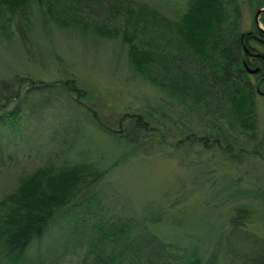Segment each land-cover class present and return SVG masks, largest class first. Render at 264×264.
<instances>
[{
	"label": "rangeland",
	"instance_id": "rangeland-1",
	"mask_svg": "<svg viewBox=\"0 0 264 264\" xmlns=\"http://www.w3.org/2000/svg\"><path fill=\"white\" fill-rule=\"evenodd\" d=\"M54 1L45 8L31 0L17 13L0 7V103L4 88L22 82L20 96L7 104L23 112L19 132L7 142L13 157L6 150L0 167V196L22 173L47 164L59 169L86 163L104 173L81 189L77 198L86 200L80 206L64 215L57 209L26 258L42 254L40 264H96L92 236L129 221L172 242L177 264H264V83L259 92L250 89L251 99L220 94L224 102L204 88L222 82L214 78L221 65L217 74L199 73L195 52L172 35L166 20L187 0H47ZM263 1L234 0L233 15L218 25H234L240 37L264 33V9L259 25L255 21ZM130 41L144 49L154 45L162 61L144 52L128 60ZM231 78L225 84L240 94L244 79ZM55 80L65 83L53 86ZM66 80L84 90L79 101ZM132 110H158L195 135L221 130L235 138L233 149H206L190 137L177 145L179 135L166 138L153 129L130 144L96 124Z\"/></svg>",
	"mask_w": 264,
	"mask_h": 264
},
{
	"label": "trees",
	"instance_id": "trees-1",
	"mask_svg": "<svg viewBox=\"0 0 264 264\" xmlns=\"http://www.w3.org/2000/svg\"><path fill=\"white\" fill-rule=\"evenodd\" d=\"M30 1L0 0V7L7 12L17 13L18 10H25ZM40 1L41 5H45V8L53 7L56 4V1ZM43 1H46V3H42ZM187 1L185 9H182L175 18L166 17V20L174 29L171 32L172 35H175V38L180 37L184 46L189 49L191 47L195 52V65L199 67L197 70L199 73L207 74L210 70L217 74V67L221 65L218 72L220 76L215 75L214 78L217 77L219 78L217 80L221 79L222 82H216L214 85L213 83L211 85L205 84L204 88L222 102L226 100L225 95L229 92L235 97L240 95L246 100L251 99L252 94L246 84L242 86V90L238 94L239 92L235 91L237 89L231 88L224 82L231 77L232 80L234 79L233 81L238 82L241 78L244 80L248 78L244 74L245 72L241 70L242 65L237 59L239 54L238 37L240 34L235 35V29L231 28L234 25L226 29L221 27L223 25H218L221 21H225L226 17L233 15L235 11L233 10L234 0ZM227 36L228 38L225 39ZM244 37L247 39L251 36L247 32ZM136 45L137 43L129 42L128 60H134L136 52L138 54L144 52L146 57H152L151 59H155V61H162L154 52V45L147 49L142 48V44L139 47ZM149 51L151 52L150 55ZM174 53L175 50L172 46L171 56L173 58ZM231 72L233 74H230ZM64 81L55 80L52 85H59V83L63 85ZM19 83L17 82V85L13 88L8 86L4 88L6 93L3 94L5 96L3 98L5 101L3 100L0 103V167L5 163L6 150L11 151L7 153V156L13 157V151L8 148L7 142L11 141L19 132L15 129L20 128L19 121L23 117L21 107H18V111H15L10 109L15 105L10 106L7 104V100H14V98L20 96L22 82ZM33 86L37 89L44 87L37 84H33ZM66 89L75 96L76 100L83 95L84 91L72 80L68 81ZM220 94L225 96L223 100ZM16 105L20 104L16 103ZM125 117L118 116L108 124L98 120L96 124L107 130V132L123 134L124 139L130 144H135V142H138L139 136L144 137L146 136L144 134L151 132L153 129L152 133L156 130V134L164 133L166 138L179 135L180 137L176 141L177 145L190 137V140H187L188 142H193L206 149L214 146L218 147L219 151L223 153H229V148L231 153L233 149L232 140H235V138L230 134L223 132L222 135L220 130L210 137L195 135L192 130H186L181 123H170L158 110L156 112L148 111L147 113L132 110L126 112ZM150 135L153 134L147 136ZM255 151V149L252 150V152ZM53 166L52 164L38 166L32 171L22 173L17 178L16 186L0 196V264H30L32 261H37L40 264L42 254L37 257V260L36 258L30 260L26 258L32 242L34 240L39 241L43 237L48 229V224L57 213V209L62 208L60 215H64L69 213L74 205H77L76 207L80 206L86 200L84 196L77 198L81 189L85 188L84 185L87 183L92 184L100 177V174L104 173L100 169H93L86 163L84 165L78 163L67 164L59 169H55ZM76 198L77 200H75ZM135 227L129 221H123L118 224L103 226L100 230H97V238L92 236L89 242L90 250L94 255V262L96 264H177L175 261L177 254L173 251L172 242L163 240L150 228ZM260 263L257 260L248 259L241 264ZM179 264L203 263L197 260H187ZM205 264L209 263L205 262Z\"/></svg>",
	"mask_w": 264,
	"mask_h": 264
},
{
	"label": "flooded vegetation",
	"instance_id": "flooded-vegetation-1",
	"mask_svg": "<svg viewBox=\"0 0 264 264\" xmlns=\"http://www.w3.org/2000/svg\"><path fill=\"white\" fill-rule=\"evenodd\" d=\"M248 33L250 38L246 39L245 35L238 37L239 54L237 59L242 65L241 70L248 77L247 81L244 80L245 84L250 92V89L254 88L253 92L255 93L258 89L261 90L260 86L264 83V33L259 29L254 33Z\"/></svg>",
	"mask_w": 264,
	"mask_h": 264
},
{
	"label": "water",
	"instance_id": "water-1",
	"mask_svg": "<svg viewBox=\"0 0 264 264\" xmlns=\"http://www.w3.org/2000/svg\"><path fill=\"white\" fill-rule=\"evenodd\" d=\"M264 9V7L263 8H258L257 10H256V12H255V21H256V23L259 25V20H258V15H259V13L262 11ZM263 32H264V29L263 28H260ZM257 70V69H256Z\"/></svg>",
	"mask_w": 264,
	"mask_h": 264
}]
</instances>
